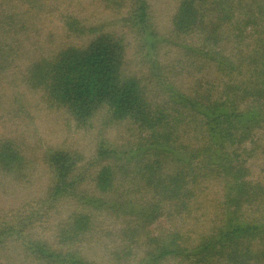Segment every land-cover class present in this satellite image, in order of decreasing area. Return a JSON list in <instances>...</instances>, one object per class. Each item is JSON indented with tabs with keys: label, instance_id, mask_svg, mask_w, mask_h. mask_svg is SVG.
<instances>
[{
	"label": "trees",
	"instance_id": "16d2710c",
	"mask_svg": "<svg viewBox=\"0 0 264 264\" xmlns=\"http://www.w3.org/2000/svg\"><path fill=\"white\" fill-rule=\"evenodd\" d=\"M104 1L121 15V31L62 15L61 28L87 42L19 67L20 85L78 128L102 122L83 160L96 169L93 192L80 185V154L50 153L46 197L5 214L0 248L17 243L42 264H264V0H176L167 35L154 28L149 0ZM45 9L42 0H0V80ZM126 30L147 79L126 70ZM163 48L176 66L164 64ZM20 91L5 97L9 111L27 108ZM115 124L129 138L109 139ZM259 149L253 173L242 154ZM24 163L13 140H0L1 171ZM62 199L81 210L62 220L55 238L63 247L52 248L31 231ZM101 215L117 224L92 238ZM87 233L94 242L79 246Z\"/></svg>",
	"mask_w": 264,
	"mask_h": 264
},
{
	"label": "rangeland",
	"instance_id": "374dc122",
	"mask_svg": "<svg viewBox=\"0 0 264 264\" xmlns=\"http://www.w3.org/2000/svg\"><path fill=\"white\" fill-rule=\"evenodd\" d=\"M42 2L43 8H46L45 15H42L31 27L29 33L22 37L20 40L21 51L16 61L17 66L8 70L0 80V140L3 138L13 140L25 159L23 167L15 166L8 171L0 170V222L4 221L8 211L20 210L25 204L34 203L46 197L52 178L48 168L47 155L57 150L76 152L82 158L80 166L85 158L89 159L88 157L92 155L94 143L98 138L96 132L102 128L100 126L102 122L95 118L90 129L78 128L65 110L45 103L47 98L40 91L30 90L28 87L20 85L22 69L19 67L23 68L27 61L35 59L40 53L48 55L63 45L79 46L87 42L86 36L72 35L61 28L62 15L73 16L86 25L105 23L111 30H122L121 23H119L121 15L108 9L104 0H42ZM175 2L176 0H149L151 22L160 34H168L169 21L175 9ZM2 10L4 13L8 11L3 7ZM125 33L126 43H128L126 46L128 50L126 70L133 71L142 80L147 79V68L137 52L133 51L131 33L127 30ZM168 51L167 48L160 49L162 61L164 64L176 66L179 59L175 58L174 53ZM165 70L169 71L168 68ZM19 89L26 95L27 108L22 105L23 113L17 112L15 109L11 110V108L9 111V103L6 100L13 90ZM125 133L123 125L115 124L109 130L108 138L117 140L119 137L125 136ZM255 137L257 136L255 135ZM123 138L129 137L126 135ZM247 146L249 149L252 147L249 143ZM239 150L240 154L242 151ZM259 152L260 149L254 153H248L247 157L242 154L246 162L245 166L249 165V169L253 173L259 169ZM82 170L84 174L79 176L80 185L85 190L93 192L91 180L96 174V169L84 163ZM52 203L53 205L48 206V213L43 216L40 226L32 230L31 234L34 238L47 241L52 248H62V243L55 238V230L62 225V220L71 214V211H80L81 207L75 208L73 201L65 199L56 203L52 201ZM40 213L43 212L40 211ZM94 220L100 228L91 233L94 236L92 238L103 235L104 226L114 229L117 224H108L111 220L104 215L96 216ZM190 221L193 223V220ZM101 228L102 230H100ZM112 232L115 233V231ZM89 234L84 235L79 246L89 247L94 242V239H87ZM3 246L0 248V264H42L23 256L17 243L9 242ZM101 254H104V251H98L95 256Z\"/></svg>",
	"mask_w": 264,
	"mask_h": 264
}]
</instances>
